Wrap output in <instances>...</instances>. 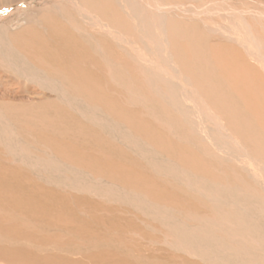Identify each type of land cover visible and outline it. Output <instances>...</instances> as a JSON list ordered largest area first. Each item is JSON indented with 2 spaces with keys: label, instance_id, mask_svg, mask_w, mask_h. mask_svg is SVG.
I'll return each mask as SVG.
<instances>
[{
  "label": "bare ground",
  "instance_id": "obj_1",
  "mask_svg": "<svg viewBox=\"0 0 264 264\" xmlns=\"http://www.w3.org/2000/svg\"><path fill=\"white\" fill-rule=\"evenodd\" d=\"M0 7V264H264L263 0Z\"/></svg>",
  "mask_w": 264,
  "mask_h": 264
},
{
  "label": "rangeland",
  "instance_id": "obj_2",
  "mask_svg": "<svg viewBox=\"0 0 264 264\" xmlns=\"http://www.w3.org/2000/svg\"><path fill=\"white\" fill-rule=\"evenodd\" d=\"M264 1V0H263ZM14 2V1H13ZM18 3H21L20 1H17L16 3H13L12 5L13 6H15V5H17ZM23 3V2H22ZM19 5V4H18ZM2 7H0V9H1ZM5 8H7V7H5ZM4 8V9H5ZM27 9H29V8H27ZM14 10V8H9V11L10 12H12ZM17 14V13H16ZM3 95H5V94H0V98L3 96ZM36 94H25L24 95V97L22 98L24 101H27V100H30V98H32V97H34ZM47 95H49V94H44L42 97H41V99H44L45 100V98H47L48 96ZM148 249V247L147 246H143L141 249H140V251L141 252H145L146 250Z\"/></svg>",
  "mask_w": 264,
  "mask_h": 264
}]
</instances>
